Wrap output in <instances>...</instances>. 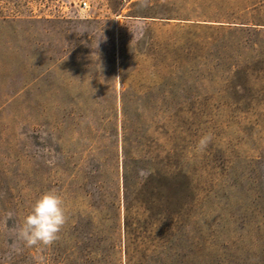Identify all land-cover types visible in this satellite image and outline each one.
Segmentation results:
<instances>
[{
    "label": "rangeland",
    "instance_id": "rangeland-1",
    "mask_svg": "<svg viewBox=\"0 0 264 264\" xmlns=\"http://www.w3.org/2000/svg\"><path fill=\"white\" fill-rule=\"evenodd\" d=\"M79 1L0 0V264H155L168 206L180 264H264V0ZM122 114L177 183L168 200L158 181L159 215L136 207L127 253ZM52 190L67 223L28 247L18 228Z\"/></svg>",
    "mask_w": 264,
    "mask_h": 264
},
{
    "label": "trees",
    "instance_id": "trees-1",
    "mask_svg": "<svg viewBox=\"0 0 264 264\" xmlns=\"http://www.w3.org/2000/svg\"><path fill=\"white\" fill-rule=\"evenodd\" d=\"M119 147L121 172L120 176L118 172L117 190L118 195L121 191L127 253V240L129 236H132L131 228L134 225L132 214L136 207L141 205L149 219L159 215L155 213L157 209L156 203L158 202L159 196H161L159 192L161 186L158 184V181L164 185L168 200L171 196L170 193L172 194L173 189L177 188V183L172 185L170 184V180L162 177L159 180H155L158 178H156L157 171L152 166L153 159L146 154L143 148V136L136 130L135 123H133L129 114H122ZM119 150H116L117 153L115 152L117 159ZM140 172L144 173V175H141ZM168 209L165 212V216L169 223L167 225L169 234L167 240L164 242L165 244L156 246L154 249L155 254L153 258L155 264H180L178 258L183 246L184 237L183 209L181 206H176L172 212Z\"/></svg>",
    "mask_w": 264,
    "mask_h": 264
},
{
    "label": "clouds",
    "instance_id": "clouds-1",
    "mask_svg": "<svg viewBox=\"0 0 264 264\" xmlns=\"http://www.w3.org/2000/svg\"><path fill=\"white\" fill-rule=\"evenodd\" d=\"M211 141V134L202 136L197 142V151L204 152ZM67 220L63 197L55 190L48 191L36 199L19 226L17 235L28 247L47 248L59 239ZM37 259L42 264V258Z\"/></svg>",
    "mask_w": 264,
    "mask_h": 264
},
{
    "label": "built area",
    "instance_id": "built-area-1",
    "mask_svg": "<svg viewBox=\"0 0 264 264\" xmlns=\"http://www.w3.org/2000/svg\"><path fill=\"white\" fill-rule=\"evenodd\" d=\"M78 7L82 11H86L89 8V4L86 0H80L78 3Z\"/></svg>",
    "mask_w": 264,
    "mask_h": 264
}]
</instances>
